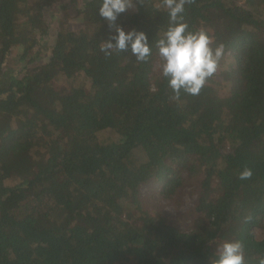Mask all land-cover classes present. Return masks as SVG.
<instances>
[{
	"label": "trees",
	"instance_id": "obj_1",
	"mask_svg": "<svg viewBox=\"0 0 264 264\" xmlns=\"http://www.w3.org/2000/svg\"><path fill=\"white\" fill-rule=\"evenodd\" d=\"M157 2L115 22L146 34L145 63L100 51L116 34L102 0H83L77 25L67 0H0V264H212L235 239L248 264L264 255V0L185 5L225 54L179 101L155 67L169 24ZM188 181L187 229L145 206L146 184L172 199Z\"/></svg>",
	"mask_w": 264,
	"mask_h": 264
},
{
	"label": "clouds",
	"instance_id": "obj_2",
	"mask_svg": "<svg viewBox=\"0 0 264 264\" xmlns=\"http://www.w3.org/2000/svg\"><path fill=\"white\" fill-rule=\"evenodd\" d=\"M194 3L196 0H159L154 5L157 11H167L169 17L167 29L156 41L155 67L160 78L166 80L171 98L176 101L180 100L182 92L188 96H199L220 70L225 54L223 43L213 47L214 37L207 30H192L185 21V5ZM134 7V0H102L99 15L108 22L110 29L115 28L116 33L100 44V51L106 58L127 52L130 47L136 61H149L152 48L146 34L136 29L126 32L115 23L120 14ZM252 175V169L245 167L238 179L248 180ZM250 219V216L245 217L246 222ZM215 257L212 264H248L245 245L239 239L221 242L216 247ZM257 264H264V255L259 257Z\"/></svg>",
	"mask_w": 264,
	"mask_h": 264
},
{
	"label": "rangeland",
	"instance_id": "obj_3",
	"mask_svg": "<svg viewBox=\"0 0 264 264\" xmlns=\"http://www.w3.org/2000/svg\"><path fill=\"white\" fill-rule=\"evenodd\" d=\"M67 1L69 4V13L72 15L71 18L68 19V24L77 25L81 21L79 19H73V17L75 16L77 7L83 0ZM61 12L62 10H59L52 18L56 20L59 16L61 17ZM100 137L103 139H112L115 138V133L112 131H104L101 133ZM143 194L145 197H148V200L145 201L146 207L165 214L181 229L185 230L188 228L190 220H192L193 208L197 198V184L194 181H188L182 191L172 199L162 195H156L155 190L152 189L151 183L143 187ZM255 234L258 239L264 238V229L256 228Z\"/></svg>",
	"mask_w": 264,
	"mask_h": 264
}]
</instances>
